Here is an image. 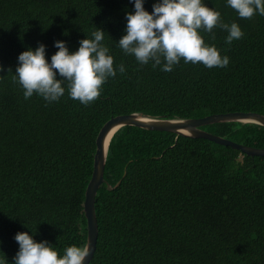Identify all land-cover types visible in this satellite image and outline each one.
Here are the masks:
<instances>
[{
  "label": "trees",
  "instance_id": "16d2710c",
  "mask_svg": "<svg viewBox=\"0 0 264 264\" xmlns=\"http://www.w3.org/2000/svg\"><path fill=\"white\" fill-rule=\"evenodd\" d=\"M155 0H145L152 11ZM244 35L226 42L219 27L202 32L230 58L226 67L141 65L116 43L130 0H0V258L12 264L18 231L47 240L62 254L85 247V193L96 138L111 118L157 119L228 112L264 115V15L240 18L226 0H205ZM102 28L123 64L88 105L68 96L25 99L13 79L18 55L43 42L47 57L64 40L70 50ZM264 149V126L223 122L202 127ZM95 209L97 248L89 264H264V156L207 139L124 126L112 137ZM120 182L119 185H117ZM110 184L112 190L107 185ZM27 226V227H26ZM32 233H31V231Z\"/></svg>",
  "mask_w": 264,
  "mask_h": 264
},
{
  "label": "clouds",
  "instance_id": "9594fccd",
  "mask_svg": "<svg viewBox=\"0 0 264 264\" xmlns=\"http://www.w3.org/2000/svg\"><path fill=\"white\" fill-rule=\"evenodd\" d=\"M130 2L134 11L125 12L124 34L116 43L141 65L151 63L165 72L172 71L181 60L186 64L202 63L207 68L226 67L230 58L222 56L214 44L206 43L201 33H211L219 27L227 32L229 44L244 35L237 22H224L221 13L205 0H155L152 11L145 8V0ZM226 3L240 18L264 15V0H226ZM104 33L97 28L91 38L79 41L75 51L69 49L66 41L56 40L57 51L50 60L43 42L22 51L13 79L23 89L24 98L35 94L49 103L57 102L66 91L84 105L98 98L108 78L115 77L117 70L125 71L123 64L114 67V57L103 42ZM14 239L19 248L12 264H83L89 254L87 247L76 244L67 246L61 254L47 240L36 241L29 231H18ZM0 264L9 261L0 258Z\"/></svg>",
  "mask_w": 264,
  "mask_h": 264
},
{
  "label": "water",
  "instance_id": "95a60500",
  "mask_svg": "<svg viewBox=\"0 0 264 264\" xmlns=\"http://www.w3.org/2000/svg\"><path fill=\"white\" fill-rule=\"evenodd\" d=\"M223 122L256 123L264 126V115L256 112H228L213 114L203 118L157 119L144 116L140 113H133L113 117L104 124L96 138L94 169L85 193L84 211L87 220V241L85 247L89 249V254L85 257L83 264H89L91 262L97 248L99 227L95 200L99 187L103 183H106L104 173L109 145L114 134L124 126H136L150 131L171 132L179 136L207 139L218 144L241 150L251 156H264V149L238 144L202 128L207 125ZM119 184L120 182L117 185ZM107 187L109 190H112L110 184H108Z\"/></svg>",
  "mask_w": 264,
  "mask_h": 264
}]
</instances>
